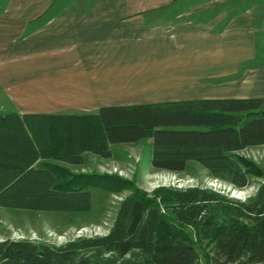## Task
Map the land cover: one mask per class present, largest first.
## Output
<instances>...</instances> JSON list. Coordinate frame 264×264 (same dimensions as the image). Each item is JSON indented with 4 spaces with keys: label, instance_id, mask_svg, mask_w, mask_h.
Here are the masks:
<instances>
[{
    "label": "trees",
    "instance_id": "16d2710c",
    "mask_svg": "<svg viewBox=\"0 0 264 264\" xmlns=\"http://www.w3.org/2000/svg\"><path fill=\"white\" fill-rule=\"evenodd\" d=\"M147 138L155 170L183 173L195 162L211 177L245 189L254 171L240 153L264 145V98L105 106L95 114L0 112V207L86 212L96 182L66 166H83L87 154L111 159L113 145ZM187 228L211 240L207 264H264V184L245 203L201 188L142 193L121 203L107 236L61 247L8 239L0 242V264H91L83 246L120 259L138 252L148 264H202Z\"/></svg>",
    "mask_w": 264,
    "mask_h": 264
},
{
    "label": "rangeland",
    "instance_id": "374dc122",
    "mask_svg": "<svg viewBox=\"0 0 264 264\" xmlns=\"http://www.w3.org/2000/svg\"><path fill=\"white\" fill-rule=\"evenodd\" d=\"M73 1L94 0H51L60 8ZM130 1L142 5L140 9L129 11L135 17L156 20L163 25L174 23V34L180 36L176 40L172 37L169 43L171 59L155 68L154 76L158 81L147 82L141 88L140 95H146L145 101L264 98V0ZM54 11L47 9L41 17L46 19ZM15 101L21 102L7 98L0 90V112L15 109ZM76 107L85 110L80 114H95L99 110L93 106ZM112 151L111 159L87 154L83 166H66L71 173L96 182L89 188L93 197L90 210L35 212L0 207V242L13 239L57 247L73 243L88 245L94 239L107 236L121 203L139 194L153 197L161 189L201 188L217 192L233 203H245L254 200L264 184V145L250 146L240 153L250 161L254 171L245 189L211 177L195 162H189L183 173L155 170L151 164L153 141L150 138L135 144L113 145ZM219 215L218 222H221L225 217ZM187 231L199 249L201 263L207 264L212 257L211 240L195 228H187ZM80 252L91 264H148L138 252L125 259L89 246H83Z\"/></svg>",
    "mask_w": 264,
    "mask_h": 264
},
{
    "label": "crops",
    "instance_id": "0c3cea01",
    "mask_svg": "<svg viewBox=\"0 0 264 264\" xmlns=\"http://www.w3.org/2000/svg\"><path fill=\"white\" fill-rule=\"evenodd\" d=\"M51 3L0 0V90L21 101L1 112L80 114L76 106L148 103L140 90L171 59L169 43L180 37L174 23L135 17L129 11L142 5L130 0ZM47 9L56 11L44 19Z\"/></svg>",
    "mask_w": 264,
    "mask_h": 264
}]
</instances>
